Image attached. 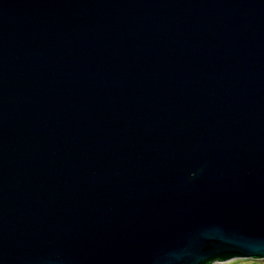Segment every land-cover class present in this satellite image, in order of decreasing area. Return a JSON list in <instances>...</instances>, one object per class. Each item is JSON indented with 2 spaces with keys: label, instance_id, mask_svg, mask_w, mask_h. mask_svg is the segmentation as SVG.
<instances>
[{
  "label": "water",
  "instance_id": "obj_1",
  "mask_svg": "<svg viewBox=\"0 0 264 264\" xmlns=\"http://www.w3.org/2000/svg\"><path fill=\"white\" fill-rule=\"evenodd\" d=\"M264 257V0H0V264Z\"/></svg>",
  "mask_w": 264,
  "mask_h": 264
},
{
  "label": "rangeland",
  "instance_id": "obj_2",
  "mask_svg": "<svg viewBox=\"0 0 264 264\" xmlns=\"http://www.w3.org/2000/svg\"><path fill=\"white\" fill-rule=\"evenodd\" d=\"M211 264H264V258L254 259L251 257H231L226 261H214Z\"/></svg>",
  "mask_w": 264,
  "mask_h": 264
},
{
  "label": "trees",
  "instance_id": "obj_3",
  "mask_svg": "<svg viewBox=\"0 0 264 264\" xmlns=\"http://www.w3.org/2000/svg\"><path fill=\"white\" fill-rule=\"evenodd\" d=\"M226 260H228V259H216L215 261H219V262H223V261H226ZM212 262H214V261H208V262H206V264H211Z\"/></svg>",
  "mask_w": 264,
  "mask_h": 264
},
{
  "label": "bare ground",
  "instance_id": "obj_4",
  "mask_svg": "<svg viewBox=\"0 0 264 264\" xmlns=\"http://www.w3.org/2000/svg\"><path fill=\"white\" fill-rule=\"evenodd\" d=\"M251 258H254V259H261V258H264V257H251Z\"/></svg>",
  "mask_w": 264,
  "mask_h": 264
}]
</instances>
